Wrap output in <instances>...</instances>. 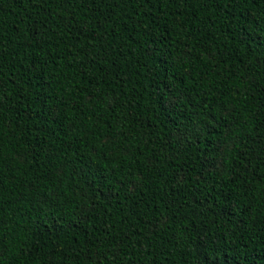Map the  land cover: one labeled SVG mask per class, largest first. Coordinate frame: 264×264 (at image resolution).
<instances>
[{
  "label": "trees",
  "instance_id": "16d2710c",
  "mask_svg": "<svg viewBox=\"0 0 264 264\" xmlns=\"http://www.w3.org/2000/svg\"><path fill=\"white\" fill-rule=\"evenodd\" d=\"M0 264H264V0H0Z\"/></svg>",
  "mask_w": 264,
  "mask_h": 264
}]
</instances>
